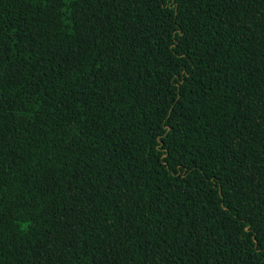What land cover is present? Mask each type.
<instances>
[{
	"label": "trees",
	"instance_id": "16d2710c",
	"mask_svg": "<svg viewBox=\"0 0 264 264\" xmlns=\"http://www.w3.org/2000/svg\"><path fill=\"white\" fill-rule=\"evenodd\" d=\"M0 264H264V0H0Z\"/></svg>",
	"mask_w": 264,
	"mask_h": 264
}]
</instances>
